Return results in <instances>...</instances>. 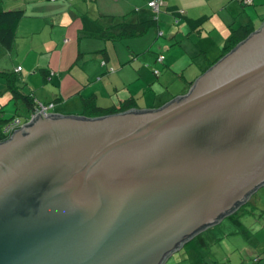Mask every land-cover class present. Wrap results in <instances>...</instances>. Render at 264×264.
Returning a JSON list of instances; mask_svg holds the SVG:
<instances>
[{"label": "water", "instance_id": "95a60500", "mask_svg": "<svg viewBox=\"0 0 264 264\" xmlns=\"http://www.w3.org/2000/svg\"><path fill=\"white\" fill-rule=\"evenodd\" d=\"M43 114L0 144V264H166L264 186V22L162 108Z\"/></svg>", "mask_w": 264, "mask_h": 264}, {"label": "crops", "instance_id": "0c3cea01", "mask_svg": "<svg viewBox=\"0 0 264 264\" xmlns=\"http://www.w3.org/2000/svg\"><path fill=\"white\" fill-rule=\"evenodd\" d=\"M116 1L123 2L122 4H124V10L123 12L116 11L114 14L110 13L113 16L131 14V19L136 22L137 19L143 20V16L147 14L146 12L148 11L147 9L136 11V9L139 7L140 8L145 7L143 6L145 4L142 3V0H116ZM126 1H130L129 2L130 6ZM165 1L167 4L163 8V10L165 9L166 13L184 11L187 13L189 18H193V19H198L200 17L207 18L201 31L196 32L197 36L194 35L193 37L190 38V40L187 39V42L186 41L181 42L182 35H180V33L177 34L176 38L170 43L165 40L163 42L160 41L157 42L158 51L162 50V47L169 48V51L166 54L170 59H174L178 56L181 57L173 65L177 67L180 64L184 68L183 76L182 77L178 76L179 78L176 79L171 74L172 77H170V80L172 81H176L179 79L183 81L186 80L184 74H188L186 73V69L188 68L187 62H189L188 60H191V58L196 55L199 47L202 50L204 49L208 50L209 51L208 53L211 54V55H206L204 57L206 58V60L215 59L217 54H219L218 50H220V48L228 44V40L232 35V31L234 29L246 25L260 28L264 22V0H253L254 3L253 5H244L242 3L243 0H165ZM51 3L52 5H55V2H51ZM133 5L135 7H133ZM190 8L193 10H191ZM1 11H5V10L3 9ZM110 14L101 13L99 16L110 15ZM26 19H27V15H25V17L22 19L18 27V36L22 37L21 38L22 40H19L18 37L12 51L9 52L6 51L0 45V59L4 56H7V63H9L10 60L12 59L15 64L14 68L17 69L18 67H22V66H17L18 63L16 59L23 57L24 59L23 62L26 65H28V71H29L28 77L33 75L30 74V72H33L34 73L33 76L36 78L35 80L39 84H40L39 79L42 81L41 83L46 84L43 82V79L40 77L42 76V74L48 76V72L46 73H43L42 71L40 72L41 68L49 69V71H51L54 75L56 72L57 73L66 72L68 75L72 76L75 80H77L75 76H79L83 80L86 79V77L89 78L90 76V74L86 76V69L88 71V67H91L93 65H96L98 67L99 63H101L99 69L104 71L105 68L106 72L91 73L92 76L95 77V81H91L87 83L85 86H87L91 91V93L88 96L95 95L97 99V103L102 107H104L103 106L104 101L108 100L107 93L118 90L119 86L120 87L128 86L127 82L125 81V77L132 78V80L134 79V82L137 81L135 77L139 76L140 79H143V82L139 83L141 88L140 89L141 92L139 95L142 96L146 94L148 90H152V92L154 91L157 92L156 95L159 97V99L154 98V102L153 101L151 102L153 103L152 106L148 107L146 105H141V106L139 105L140 107L137 106L134 109H131L130 111H134L139 108L140 111L154 110L155 108L153 107L158 106L167 101L170 102V100L175 96V95L174 96L171 95L170 97L169 95L167 97H163L164 94H167L166 91H163L162 89H158V91H156L154 89L155 83L152 81V79L151 78L149 79V77L145 78L146 80L144 79L145 75H148L149 72H150L149 73L150 76H153V74H151L152 67L147 68L146 66H143V62L138 66L137 68L138 70L136 69L138 72H135L134 78L130 74L123 75L124 67H122V64L124 60H126V58L129 57L130 59V56H134V58L131 61L134 64H138L137 62H140L142 59L141 55L143 52L138 49L139 42L137 40H135L134 44L130 43V45L127 48H124V50L121 51L118 49L116 44H111V42L109 43L106 41H100L90 38H82V34L80 31L81 23L79 22L81 21L80 19L77 20V24L73 25V28L70 30H66V27L68 26L67 23H64L63 21H59L60 23H58L56 19L51 20L49 23L45 22L43 26H41V24H33V22H29ZM185 25L188 26L187 24ZM24 27H26L27 29L22 31ZM188 27L187 30H189ZM217 33L223 35L224 38L222 39L220 36V41L216 39L215 35ZM174 42L179 43L177 49L175 48L176 45L173 46ZM21 46L23 47L20 48ZM171 48L174 50H172ZM45 55L46 56L49 55L51 61L44 62L43 58L45 57ZM186 58H188L187 62L185 61ZM155 59L156 56L151 55L150 58L146 59L145 63L150 65L152 64V66H155ZM54 60L56 64H54ZM167 62L171 64V62L173 61L167 60ZM64 63H66V66H64ZM103 63H107V66L103 65ZM108 66L116 68V69L113 68L115 72L110 73L109 71H107ZM156 68H158V66ZM23 72H24V68H23ZM27 81H29V79H27ZM48 86L49 84L46 85V87ZM182 88H184V91L180 93H176L175 99L185 96L192 89V87L189 89L188 81H186V84ZM61 89L62 90L64 89V82L63 84H61ZM76 90L81 94V96H84V93H81L83 87L76 86ZM166 90L168 91V89ZM53 96H54L53 98H56L55 94ZM141 96L139 97V99L141 98ZM72 97L74 98L76 97V95L73 94ZM132 97H135V94H131L129 98ZM53 98L43 97V99L41 98L38 99L42 101H49ZM163 98L166 99L164 100ZM66 101L67 99L62 101V103ZM120 103L122 104L123 101H120ZM111 104L114 107L118 106L117 108L119 109L121 107L120 106L121 104L116 105V103L113 102H111ZM55 114L57 115V113ZM245 229L247 230L244 231L245 233L244 237L242 239L239 237L236 241V244L239 246L237 249L229 250L226 252L220 250V264H252L251 260L253 256L258 252L264 251V234H261L259 236H254L257 233L259 227L257 229V226L253 225L252 227H250V230H248V227ZM251 231H253L254 234L251 235L250 233ZM259 264H264V259Z\"/></svg>", "mask_w": 264, "mask_h": 264}, {"label": "trees", "instance_id": "16d2710c", "mask_svg": "<svg viewBox=\"0 0 264 264\" xmlns=\"http://www.w3.org/2000/svg\"><path fill=\"white\" fill-rule=\"evenodd\" d=\"M142 3L145 4L143 6H145V8H147L148 11H146L147 14L143 16V20L137 19L136 22L132 19H129L131 18V14L117 15V16H113V15L91 16L89 15V13H85L82 16L81 14L80 16H78V18L81 20L79 22L81 23L80 31L82 34V38H90V39L106 41V42L113 41L116 43V41H122L124 39L144 37L151 29H156L159 34V37H161L162 35L164 36L165 31L162 28L163 18L161 14L162 12L165 11V9L163 10V8L167 4L166 1L142 0ZM242 3L244 5L254 4L253 0H243ZM25 13L26 12L23 9L0 12V45L8 52L12 51L18 39V27L22 19L25 17L26 15ZM170 14L173 17L172 18L173 23L175 25H179L178 26L179 31L174 35H169V37H166L167 35L165 36L166 38L165 41H168L169 43L172 42L176 38V35L179 33L180 35H182L181 42L184 41L187 42V39L190 40V38L193 37L194 35L197 36L196 32L201 31L207 19L205 17H200L198 19L189 18L187 13L184 11L172 12ZM185 24L191 26L192 28L186 26ZM187 27L189 28V30H187ZM258 30L259 28H256L254 26L251 27L248 25L234 29L232 31V35L228 40V44H226L225 46L220 48V50H218L219 54H217L215 59H207L206 60L207 64L204 68L199 67L200 72L196 74L194 79L190 81L189 79L190 76L188 74H184V77L186 79L185 81H188L189 89L193 87L197 78L201 77L212 66H214L216 63H218L223 58L228 56L230 53L234 52L243 42L248 40ZM178 44H179L178 42H174L173 46L176 45L175 48L177 49ZM168 51H169L168 47L167 48L162 47V50H159L157 53L158 56L156 55L155 66H152V64L151 65L147 63L146 64L148 65V68L152 67L151 74L154 73L160 83L162 82V78L166 80L169 79L168 81L170 82V84L168 86L167 85L165 86L166 89L169 90L170 85H172V87L174 85L173 81L170 80V75L172 74L176 79H178L179 78L178 76L181 77L183 76L184 68L180 64L177 67L173 65L181 57L178 56L174 59H170L166 54L168 53ZM197 51L198 52L196 53V55L192 57L191 60H188L190 63L185 60L188 63L187 64L188 67L195 64L198 65L197 59L202 57L204 58L206 55H211L210 53H208L209 52L208 50L205 49L202 50L200 47L198 48ZM131 57L132 59L134 58V56ZM167 60L173 62H171L170 64L169 62H167ZM103 65L107 66V63H103ZM157 66L159 69L156 68ZM110 68L111 67H109L108 71L110 73L114 72V69L112 68L110 69ZM40 71H42L43 73L48 72V74L52 73L51 71H49V69L46 68H41ZM22 73H23V67H18L17 69H14V71L11 70L0 71V144L10 140L11 137L14 134H16L18 131L31 126L33 121H35L33 119L41 112L43 107L47 108L46 109L47 113L49 114L54 113L53 115H55V113H58L55 109L58 106L62 105V99L57 96L56 98H53L49 101H42L40 99H37V97H35L33 93L32 94L24 93L23 89L25 88V86H29V83L23 79ZM175 97L176 95L170 100V102L169 101L165 103L161 102L162 104L155 106L153 108L155 109L162 108L167 104L171 103L173 100H175ZM163 99L165 100L166 98ZM137 101H139V98L132 97L124 101L120 105L121 106L120 109L116 107H114V109H108L100 106L97 103L96 96L91 95L90 97L84 99V110L86 111L77 116H83L86 118L94 119V118H102L113 114L123 113L130 111L131 109H134L137 106L140 107L141 105L139 106ZM12 105H14L13 108L8 109ZM41 116L43 115H39L37 118ZM246 203L247 200L238 204L237 208L234 209L232 212L228 213L225 217H223L221 221H219L214 225L204 228V230H202L199 234H202L203 232H208L211 236H213V238H211L212 242H210V244L215 245L216 243H219L220 250H222L223 252L237 249L239 246L236 244V241L239 237L241 239L244 237L245 234L244 231L246 230L245 228H247L246 224L244 223V219L242 220L237 214L240 213V211L243 209ZM233 215H237L235 216L236 218L233 219V224L238 225L240 229H234V227L230 228V225L233 226V224L225 222L224 219H226V217L229 218ZM219 223L220 226L225 225V228L223 229L220 228V231H217V228L219 230V226H218ZM222 230L229 231V233H224L222 232ZM260 230H264V226ZM250 233L251 235L254 234L253 231H251ZM261 234L264 233L257 231V233L254 236H259ZM194 241L195 239L190 240L184 246L185 248L183 247L180 250L182 251L184 249L183 251L185 252L184 254L185 261H187L189 264H220L219 255H217L212 251V253L208 256L209 253L201 252V250L197 247L198 245L197 246L192 245ZM263 259H264V251L256 253L253 256L251 262L252 264H259L263 261Z\"/></svg>", "mask_w": 264, "mask_h": 264}, {"label": "rangeland", "instance_id": "374dc122", "mask_svg": "<svg viewBox=\"0 0 264 264\" xmlns=\"http://www.w3.org/2000/svg\"><path fill=\"white\" fill-rule=\"evenodd\" d=\"M113 1V2H112ZM0 0V11L5 10V11H10V10H20L24 9L27 15V19L29 22H33V24H43L45 22H50L53 19H56L58 23L59 21H63L64 23H67L66 30H70L73 28V25L77 24V18L80 14L82 16L85 13H89L91 16H98L101 13L103 14H114L116 11L118 12H123L124 10V4L123 2H117L116 0ZM51 2H55V5H52ZM128 4L130 1H126ZM121 3V4H120ZM130 6V4H129ZM133 7H135L133 5ZM147 8L142 7V8H137V11L140 10H146ZM60 13V14H59ZM143 13V12H142ZM110 14V15H111ZM38 15V16H37ZM162 28L165 31V35L159 37V34L156 29H151L144 37H139L138 39L136 38H129V39H124L122 41H109L111 44H116L119 50H124V48H127L130 43L134 44L135 40H137L138 43V49L142 51L141 55V61L137 62L138 64H134L132 61V57L130 56L131 60L126 58L124 60L122 67H124L123 75L125 74H130L135 77V72H138L137 68L138 66L143 62V66H146L148 68V65L145 63L147 58H150L151 55H155L158 53L157 49V42H163L166 40V37H169V35H174L178 33L179 25H175L173 23V17L171 16L170 13H166L165 11L162 12ZM76 18V19H75ZM131 19V18H129ZM58 27V26H57ZM27 29L24 27L22 31ZM175 29V30H174ZM221 33V32H220ZM220 33H217L215 35V38L220 41V36L223 39V35ZM227 35V34H226ZM225 35V36H226ZM19 37V36H18ZM22 37H19V40ZM142 40V41H139ZM158 40V41H157ZM227 43V42H226ZM21 46L20 48H22ZM155 47V48H153ZM142 49V50H141ZM112 50V49H111ZM151 51V52H150ZM100 54V53H98ZM47 55V54H46ZM43 58L44 62L51 61L50 56H46ZM9 56V55H8ZM188 59H186L187 61ZM17 61V66H22L24 68L23 72V79L29 83V86H25L23 89V92L26 94H34L35 97L41 98H53L54 94L57 97H60L62 101L66 100V102H63L61 106H58L55 110L58 112L57 114L59 115H64V116H76L79 115L86 110H84V99L90 97L88 96L91 91L87 86H85L87 83L91 81H95V77L92 76L91 73H104L106 72V69L104 68V71L99 69V66H101V63H99V66L97 67L96 65H93L91 67H88V71L86 69V76L90 74L89 78L86 77V79H81L79 76H75V80L72 76L68 75L66 72L63 73H55V75L52 73H49L48 76H45L42 74L40 76L43 79V82L46 84L41 83L42 81L39 79L40 84L35 80L36 78L33 76L34 73L30 72V74H33L28 77V65H26L23 61V57L16 59ZM198 65H191L186 69L188 75L190 76L189 79L190 81L195 78L196 74L200 72V68H204L207 64V61L205 58H199L197 59ZM197 63V62H196ZM54 64H56L54 60ZM91 64V63H89ZM64 66H66V63H64ZM63 66V67H64ZM188 66V65H187ZM15 64L14 61L11 59L9 63H7V56H4L0 59V71H5V70H11L14 71ZM134 67V70H133ZM112 69L114 67H111ZM110 68V69H111ZM121 68V66H120ZM60 69V68H59ZM58 69V70H59ZM109 67L107 68L108 71ZM116 69V68H114ZM132 69V70H131ZM137 69V70H136ZM199 70V71H198ZM41 72V71H40ZM115 72V71H114ZM137 74V73H136ZM154 74V73H153ZM121 76V75H120ZM29 81H27V79ZM63 77V78H62ZM149 77L151 78L154 84V89L158 91V89H162L163 91H166L167 94H164L163 97L171 96V95H176V93H180L181 91L184 90V85L186 84V81L183 80H176L173 81V84L175 85L172 87L170 85L169 90L167 91L165 86L169 85L170 82L164 78H162V82L160 83L155 76H150V75H145L144 79ZM170 77H172L170 75ZM53 79V80H51ZM137 81L134 82V79L129 77H125V81L127 82L128 86L125 87H118V90L107 93L108 94V100L104 101L103 106L104 108L108 109H114V106L111 104V102L116 103V105H120V101H126L129 99L131 94H135L136 98H139L141 95L140 94V84L143 82V79H140L139 76L135 77ZM86 80V81H85ZM146 80V79H145ZM64 82V89H61V84ZM108 83V82H106ZM138 83V85H137ZM46 87V85H48ZM57 85V86H56ZM76 86H81L83 87V90L81 93H84V96H81V94L76 90ZM131 86V88H130ZM105 87V86H104ZM139 88V90H138ZM75 94L76 97H72V95ZM157 92H152V90H148L146 94L142 95L139 101L137 103L139 105H146V106H152L154 102V98L159 97L156 95ZM111 101V102H110ZM103 102V101H102ZM14 105H12L10 108H13ZM116 108L118 106H115ZM24 113V112H23ZM242 220L244 219V223L248 227V230H250V227L253 225L257 226L261 229V226H264V186H262L260 189H258L255 193H253L248 202L244 205L243 209L240 211L239 214H237ZM237 215H233L229 218L226 217L225 222L233 224V219H235ZM234 217V218H233ZM232 218V219H231ZM229 220V221H227ZM237 220V219H236ZM240 220V221H242ZM258 224V225H256ZM219 230L217 228V231H220V228L223 229L225 228L224 226H220L219 223ZM234 227V229H240V227L236 224H233V226L230 225V228ZM258 230L259 232H263L264 230ZM247 230V229H246ZM243 231V228H242ZM224 233H229V231L222 230ZM213 236H211L208 232H203L202 234H198L196 236L195 241L193 242V246H197L201 252L203 253H209L208 256L212 253H216L220 257V244L216 243L215 245H211L210 242H212ZM193 239V240H194ZM185 248V247H184ZM184 250V249H183ZM178 251L174 255L170 257V259L167 261V264H189L187 261L184 260V251ZM179 262V263H178Z\"/></svg>", "mask_w": 264, "mask_h": 264}, {"label": "built area", "instance_id": "2783aa9c", "mask_svg": "<svg viewBox=\"0 0 264 264\" xmlns=\"http://www.w3.org/2000/svg\"><path fill=\"white\" fill-rule=\"evenodd\" d=\"M46 109H47L46 107H43L42 110H41V112H40L39 114H41V115L44 116V114H43V111H44V113H45L46 116L51 115V114H49V113L46 112ZM33 120H34V119H33Z\"/></svg>", "mask_w": 264, "mask_h": 264}]
</instances>
